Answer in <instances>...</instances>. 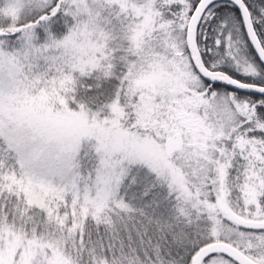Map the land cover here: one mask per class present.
Returning <instances> with one entry per match:
<instances>
[{"label": "snow or ice", "instance_id": "1", "mask_svg": "<svg viewBox=\"0 0 264 264\" xmlns=\"http://www.w3.org/2000/svg\"><path fill=\"white\" fill-rule=\"evenodd\" d=\"M0 264H264V0H0Z\"/></svg>", "mask_w": 264, "mask_h": 264}]
</instances>
